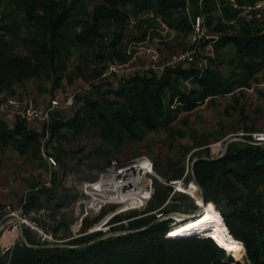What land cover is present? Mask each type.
<instances>
[{
    "label": "trees",
    "instance_id": "trees-1",
    "mask_svg": "<svg viewBox=\"0 0 264 264\" xmlns=\"http://www.w3.org/2000/svg\"><path fill=\"white\" fill-rule=\"evenodd\" d=\"M252 1L217 0L226 21L236 15L233 3ZM190 2L192 14H205L206 25H213L212 32L222 34L233 28L221 22L215 0H203L201 10L196 0ZM89 3H94L90 13ZM0 6L6 10L0 18V97L7 91L9 96L14 95L15 84L23 85L25 80L39 76L42 71L61 70V58L67 55V40L92 44L95 39H103L101 30L105 24L119 28L109 45L118 44L124 26L143 13L161 16L172 30L189 29L184 0H0ZM236 27L240 29L239 34L215 40V49L233 44L241 68L239 74L233 72L223 77L218 67L220 61L215 62L213 53L205 48L201 54V58L207 59L205 65L191 63L160 74L148 72L124 80L112 79L105 87H99L95 97L81 96L80 103L77 98L76 107L69 115L53 114L45 141L46 153L64 168L69 152L60 141L67 137L94 131L111 149L122 148L126 143L142 139L148 132L161 129L172 137L173 122L179 113L195 109L208 97L250 86L252 74L264 67V17ZM22 28L23 32L34 31L35 36L25 43L29 48L27 54H15L11 52V41L19 36ZM70 32L72 37H69ZM145 35L146 30H143L141 36ZM113 55L111 52L108 58ZM58 78L59 75L54 76L55 83ZM181 80H188L191 86H181ZM44 131L39 126L31 128L23 121L9 123L0 117V146L11 143L21 153L30 152L44 159L40 154ZM240 136L241 139L230 141L215 157L208 154L206 147L199 148L206 143L195 144L199 149L193 152L190 170L207 209L181 228H174L178 222L170 228L173 220L165 217L174 210L173 204L166 203L170 190H165L157 201L158 206L151 204L149 210L137 215H114L110 219L111 230L71 238L62 243L67 246H46L24 230L26 243L17 241L0 252V264H242L226 253L230 244L234 256L233 250L241 251L244 246L245 264H264V143L254 144L249 142V136ZM153 166L165 180L179 179L183 175V168L174 166L171 159L165 170L157 162ZM154 194L155 190L152 196ZM37 196L30 193L23 207L33 208ZM173 196L170 199H181L185 195ZM212 202L219 208L229 231L227 237L222 223L224 230L217 235L222 243L208 234L175 237L191 234L175 235L180 231L211 227L202 223L215 224L216 216L220 218V215ZM190 206L197 208L192 200ZM159 207L157 213L151 212ZM207 214L210 218H206ZM143 227L146 228L135 231Z\"/></svg>",
    "mask_w": 264,
    "mask_h": 264
},
{
    "label": "rangeland",
    "instance_id": "rangeland-1",
    "mask_svg": "<svg viewBox=\"0 0 264 264\" xmlns=\"http://www.w3.org/2000/svg\"><path fill=\"white\" fill-rule=\"evenodd\" d=\"M93 6L94 3L87 5L89 13ZM5 11L0 6V18ZM187 13L192 15L191 2L188 9H185L184 15L186 16ZM212 14L215 15V13ZM17 17L20 19L21 14L17 15ZM233 19L230 18V21H233ZM187 24L189 25V29H176L174 30V37L162 39L156 31L152 17L146 13L139 14L132 22L124 26L122 29V39L116 45L109 44L114 35L119 31V28L114 24H105L101 30L103 39H95L92 44L86 45L75 44V41L67 40L65 44L67 55L61 58V61H63L61 70L54 73L47 69L40 72L39 76L25 80L23 85L15 84V94L10 96L16 98L27 97L32 99L35 104L42 105L51 98L60 97L65 92L75 90L81 84L93 80L96 84L87 96L95 97L99 92L100 86L105 87L108 82H112V79L114 81L117 80L115 78H111L110 80L100 78V74L108 63H126L134 54L141 51L142 48H147L152 44L158 47L162 57L168 56L185 47L191 31L189 20H187ZM212 27V24L207 26L208 32L210 35L217 37V39H220L224 35H237L240 31L235 24L232 25L233 28L227 29L222 34L212 32ZM23 30L24 28H22L19 36L11 41L12 53L27 54L29 52V48L25 46V43L27 39H32L35 33L34 31L23 32ZM143 30H146L144 37L141 36ZM72 36L73 33L70 32L69 37ZM210 40H205L202 52L205 50V43ZM210 45L213 60L215 62L220 61L218 67L223 77L231 75L233 72L236 74L240 73L241 68L232 43L222 46L218 51L215 49V41L211 42ZM111 52L114 55L108 58ZM143 55L142 53L136 55V62L138 64L146 61L147 58ZM56 75L60 76L57 79V83L54 82V76ZM180 83L181 86H191L188 80H181ZM249 83L250 86L248 87H236L230 93L208 97L195 109L179 113L173 122L174 135L172 137L161 129L148 132L142 139L126 143L122 148L117 147L116 149H111L109 144L102 142L94 131L82 136L67 137L60 141V145L69 152L64 168L58 165L48 168L45 159H42L39 155L33 156L30 152L21 153L11 143L0 146V252H4L7 244L15 238L11 227L5 223L8 220L6 216L8 210L22 206L24 201L28 200L30 193L38 194L33 208L44 206L50 210L51 216L47 223L48 229L57 238L64 239L62 243H66L69 240L68 238L73 236L71 227L76 221L74 200L78 195L81 182L95 178L100 169L111 158H131L145 155L151 160L153 171L161 180L159 178L152 179L155 194L147 201L144 208L119 213L118 215L123 216L128 213L137 215L149 210V205L151 204H154L156 207L159 205L157 201L162 193L165 190H170L166 203L173 204L174 210L165 217L173 220L170 223V228L177 222L174 228H181L190 219V216L199 213L198 208L190 206V200L196 204L195 197L185 191H174L172 187L169 189V186L164 182L173 180V178L168 180L161 178L156 173L153 163L157 162L159 167L165 170L168 160L171 159L174 166L183 168V175H186L183 180L185 187L188 188L190 183L193 182L196 185L194 194L201 197L200 188L194 182L193 174L190 170L194 156L193 152L199 148L206 147L208 154L215 157L225 150V143L228 139L236 138L235 140H238L241 138L240 133L264 130V67L252 74ZM1 96H9L8 91L4 92ZM80 97L77 99L79 103L81 102ZM75 107L76 102L73 108L57 112L55 116L69 115ZM29 127L34 128L36 125L29 124ZM200 142L206 144L195 148V144ZM49 174L51 187L36 189L49 177ZM179 193L185 196H182L181 199H170L172 195H174L172 198L178 197ZM213 205L217 211L208 208L216 211L220 215V218L218 215H214L218 217L216 219L217 222L215 224L211 223L210 228L180 231L175 233V235L183 233H195L194 235L208 234V236L221 242L217 235L223 232L224 227L222 225L224 224V232L228 237L229 231L224 217L219 208L214 203ZM161 207L151 212L157 213ZM206 207L203 204L202 213H204L203 211L206 212ZM116 208V206L109 204L97 216L91 219H84L82 230H86L92 224H98L105 216L113 213ZM158 215L161 214L158 212ZM125 221H123L124 224H126ZM110 222L103 226H109V229H105L106 231L112 229ZM231 248L232 245L230 244L227 248L229 251L226 250V253L233 259L245 264L246 250L244 246H242L241 251L233 250L235 256L231 253Z\"/></svg>",
    "mask_w": 264,
    "mask_h": 264
},
{
    "label": "built area",
    "instance_id": "built-area-1",
    "mask_svg": "<svg viewBox=\"0 0 264 264\" xmlns=\"http://www.w3.org/2000/svg\"><path fill=\"white\" fill-rule=\"evenodd\" d=\"M184 2L185 9H188L190 0H184ZM196 2L199 10H201L203 0H196ZM215 2L221 22L228 25H249L264 17V0H254L245 4L233 3L232 8L236 12L233 21H226L223 18L217 0ZM148 15L152 17L156 31L162 39H169L175 36V31L167 25L161 16ZM187 18L190 22L191 31L184 48L162 57L158 47L152 44L147 48H142L141 51L134 54L126 63H108L100 74V78L124 80L136 74H145L148 72L160 74L167 69L180 65L191 63H196L199 66L205 65L207 59L201 58L203 43L206 39H211L205 43L204 48L210 50V54H212L210 44L217 40V37L209 34L204 14L199 12L190 15V13H187ZM139 53L144 54L143 56L147 58L144 63L138 64L136 62V55ZM95 84L96 82L93 80L87 81L75 90L65 92L60 97L51 98L42 105L35 104L32 99L27 97L16 98L12 96H1L0 117L9 123L23 121L28 125L33 124L44 128L45 131L41 141L40 154L47 161L48 168L56 167L57 163L54 158L45 151V141L48 139L52 116L57 112L73 108L76 99L79 96H85L90 93ZM239 135L249 136V142L254 144L264 143V130L240 133ZM184 176L180 179L165 181L164 183L172 187L174 191L183 192V190L179 189V186L185 187L183 182ZM153 178L159 177L153 171L151 160L145 155L131 158H111L100 169V172L95 178L81 182L78 195L74 200L76 221L71 227L73 236L68 239L99 230L106 231L105 229H109V226H103L114 215L144 208L155 190L152 181ZM42 187H51L50 174L36 189ZM195 203L196 205L199 204L196 199ZM109 204L117 207L113 213L105 216L98 224H92L91 227L82 230L84 219H91L97 216ZM6 216L8 220L5 223L11 227V231L15 234L14 240L7 244L6 250L12 247L17 241H20L21 230L30 231L37 240L46 246L58 245L64 241V239L57 238L48 229L47 223L50 219L51 212L44 206L25 209L22 205L18 208L8 210Z\"/></svg>",
    "mask_w": 264,
    "mask_h": 264
},
{
    "label": "water",
    "instance_id": "water-1",
    "mask_svg": "<svg viewBox=\"0 0 264 264\" xmlns=\"http://www.w3.org/2000/svg\"><path fill=\"white\" fill-rule=\"evenodd\" d=\"M235 139H236V138H230V139H228V140L226 141V143H225V147L227 146V144H228L230 141H233V140H235ZM193 180H194V182L196 183V179H195L194 175H193ZM200 192H201V190H200ZM201 199H202L203 204H205L206 202H205L204 199H203L202 192H201ZM197 208H198L199 213L190 216V218H196L197 216H199V215L201 214V212H202V211H201V210H202V207L200 206V204L197 205ZM185 218L187 219V217H185ZM184 221H185V220H184ZM184 221H183V222H184ZM145 228H146V227H143V228L137 229V230H135V231H141V230H144ZM194 234H195V233L188 234V235H182V236H175V237H184V236H190V235H194ZM20 241L23 242V243H26V240H25L24 235H23V230L20 231ZM61 245H63V244H61ZM63 246H67V245H63Z\"/></svg>",
    "mask_w": 264,
    "mask_h": 264
},
{
    "label": "bare ground",
    "instance_id": "bare-ground-1",
    "mask_svg": "<svg viewBox=\"0 0 264 264\" xmlns=\"http://www.w3.org/2000/svg\"><path fill=\"white\" fill-rule=\"evenodd\" d=\"M179 189L180 190H183V191H185V192H188V193H190V194H192L194 197H195V199H196V201L200 204V206L203 208V202H202V199H201V197H198V196H196L195 194H194V191L196 190V185L193 183V182H191L190 183V185H189V187L188 188H186V187H183V186H179ZM205 204H207V203H205ZM204 212V211H203ZM201 216V215H200ZM206 218H210V214H207V217ZM204 226H210V224H204V223H202ZM172 233V232H171ZM192 234V233H191ZM217 235V234H216ZM222 242V241H221Z\"/></svg>",
    "mask_w": 264,
    "mask_h": 264
},
{
    "label": "crops",
    "instance_id": "crops-1",
    "mask_svg": "<svg viewBox=\"0 0 264 264\" xmlns=\"http://www.w3.org/2000/svg\"><path fill=\"white\" fill-rule=\"evenodd\" d=\"M13 234V233H12Z\"/></svg>",
    "mask_w": 264,
    "mask_h": 264
}]
</instances>
